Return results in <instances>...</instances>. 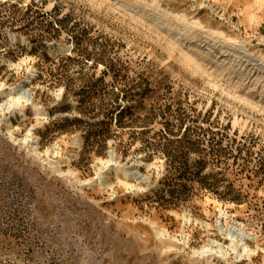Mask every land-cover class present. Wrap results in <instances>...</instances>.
Returning <instances> with one entry per match:
<instances>
[{"label": "rangeland", "instance_id": "obj_1", "mask_svg": "<svg viewBox=\"0 0 264 264\" xmlns=\"http://www.w3.org/2000/svg\"><path fill=\"white\" fill-rule=\"evenodd\" d=\"M141 1L264 54V0ZM129 2L0 0V264H264V70ZM188 128L196 178L163 149ZM112 154L137 174L100 183Z\"/></svg>", "mask_w": 264, "mask_h": 264}, {"label": "bare ground", "instance_id": "obj_2", "mask_svg": "<svg viewBox=\"0 0 264 264\" xmlns=\"http://www.w3.org/2000/svg\"><path fill=\"white\" fill-rule=\"evenodd\" d=\"M129 1V0H128ZM130 8L134 9H142L147 16H149L151 19H153L157 24L165 28L168 32L175 33L177 37H179L182 40L189 41V42H195L199 43L200 46L203 45L204 47V54L206 56H212L214 54L215 56L212 58H217V62H225L227 60L228 65H230L231 68H234L236 65H240L241 67L243 66V61L240 60L237 64L233 63L234 59H238L241 57L242 52L248 53L249 56L254 58L253 66L256 67L259 71L264 70V54L259 53V52H251L248 46H246L243 43H240L234 39H231L226 36H221L219 38H215L213 34L216 32L211 31V30H206L202 26L197 25L195 22H188V20L184 17H179L177 15H173V18H176L174 21L171 20V12L162 9L159 6H154L152 7L151 5H147L146 3L142 2L141 0H136L129 2ZM131 8V9H132ZM196 26L203 34L212 38L213 42L202 40L201 38H198L197 34H195L193 31L191 32V28H194ZM195 27V28H196ZM10 38L13 40H22L25 41V38L23 36H18L17 34H10ZM217 43L220 44V48L218 52H213L212 51V46L216 45ZM252 50V49H251ZM229 51L231 55H229ZM229 56L228 59H225L224 56ZM216 60V59H215ZM223 67H226L224 64H222ZM264 76V75H262ZM2 84H0L1 88ZM8 96L14 101H19L20 99H26V101L31 100V95L28 92V90L20 88L19 91L15 87H10L8 88ZM16 96V97H14ZM15 103V102H14ZM36 111L40 112V109L38 107H35ZM104 165L106 169L103 171L100 169L99 176H98V181L101 183L102 179L105 177L111 175V174H116L118 177L124 179L126 182L131 175H136V168L135 165H130L129 167L125 168L124 165H122L119 161H117L112 154L109 159H107L104 162ZM104 182V181H103ZM106 182V181H105ZM225 232L227 235H229L232 238V241H234L233 245L235 249H237V243H235V239L238 238L240 239L242 246L244 247V250L246 252H249L247 249V242L246 238L247 236L237 227V226H232L228 229H225ZM237 242V241H236ZM242 247V248H243ZM196 253V251H194ZM243 255V254H242ZM206 261H210L209 256L206 258Z\"/></svg>", "mask_w": 264, "mask_h": 264}, {"label": "trees", "instance_id": "obj_3", "mask_svg": "<svg viewBox=\"0 0 264 264\" xmlns=\"http://www.w3.org/2000/svg\"><path fill=\"white\" fill-rule=\"evenodd\" d=\"M120 112L118 114V116L121 117V115L127 110V107L125 105V107L120 108L119 109ZM189 131V133L187 134H183V137H181L182 139L180 140H176V141H172L171 139H166L165 142V146L163 147V149H165L167 151V153L169 154V156H173L176 157L177 160L179 157H183V155H188L190 156L191 154L195 153L198 154V156L200 157L199 159L194 160L196 168L195 169H191L190 171V176L192 175L193 177H198L201 174L200 171V167L203 166V160H205L207 158V155L203 154L205 153V149L202 148L203 145V137L204 134H199L198 132L194 133V131L191 128L187 129ZM101 133L98 134V132L95 134L96 136L100 135ZM166 134H170V131L168 130L166 132ZM185 136V137H184ZM203 136V137H202ZM161 140V139H160ZM182 143H186L187 146H183L181 145ZM160 147V143L157 144ZM174 166V165H173ZM183 165H175V169L179 172V177L184 176L186 174V171L183 170ZM189 176V177H190Z\"/></svg>", "mask_w": 264, "mask_h": 264}]
</instances>
